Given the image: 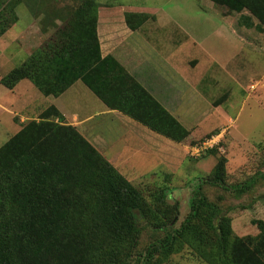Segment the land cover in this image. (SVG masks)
<instances>
[{"label":"trees","instance_id":"trees-1","mask_svg":"<svg viewBox=\"0 0 264 264\" xmlns=\"http://www.w3.org/2000/svg\"><path fill=\"white\" fill-rule=\"evenodd\" d=\"M211 1L229 11H245L264 27V0ZM20 4L0 0V37L18 22ZM97 8L95 0H77L50 12L46 22L55 25L54 33L0 83L13 89L30 79L43 94L58 96L81 79L109 107L176 141L186 140L188 128L116 58L101 56ZM126 16L132 27L133 16L138 25L150 17ZM64 120L50 106L0 146V264H129L137 255L142 221L165 235L142 252L141 264H166L186 246L208 264H264V219L252 220L256 235L239 236L221 207L222 196L215 201L204 191L208 183L244 193L264 178L263 171L231 185L228 159L220 154L194 189L190 211L176 228L180 204L169 199L167 187L135 185ZM216 134L218 130L207 138ZM206 152L217 155L218 146Z\"/></svg>","mask_w":264,"mask_h":264},{"label":"crops","instance_id":"crops-1","mask_svg":"<svg viewBox=\"0 0 264 264\" xmlns=\"http://www.w3.org/2000/svg\"><path fill=\"white\" fill-rule=\"evenodd\" d=\"M95 1L101 56L116 58L191 131L190 136L176 141L109 107L81 79L58 96L43 94L30 79L20 80L13 89L7 88L3 94L6 93L8 105L2 103L0 111L3 107L8 115L0 113L3 118L14 117V133L25 122L39 120L43 111L55 106L65 123L76 126L127 179L140 188L148 186L145 179H154L168 192L181 178L178 175L185 171L188 160H196L199 169L209 163L208 173L215 166L217 157L211 154L205 160L192 155L194 140L214 130L222 134L223 142L227 137L231 139V149L260 140L236 126L243 106L233 96L236 90H250V81L264 78V27L258 25L256 18L245 11H229L211 0H158L157 5ZM127 13H146L150 17L138 25V18L133 16L132 27ZM50 25L54 33L55 25ZM47 29L41 26L40 34L49 32ZM32 52L27 53V58ZM216 69L220 78H209ZM216 84H221L219 91L227 93L222 100L213 89ZM256 84L258 87L259 82ZM204 85L208 86L203 89ZM262 90L258 88L256 93L247 95L264 107L259 96Z\"/></svg>","mask_w":264,"mask_h":264},{"label":"rangeland","instance_id":"rangeland-1","mask_svg":"<svg viewBox=\"0 0 264 264\" xmlns=\"http://www.w3.org/2000/svg\"><path fill=\"white\" fill-rule=\"evenodd\" d=\"M77 0H21V4L18 6L17 11L19 20L14 24L4 35L0 37V78L6 75L12 68L19 66L26 58L27 53L32 52L37 45L44 44L48 37L53 33V28L50 23H47V16H51V13L56 8H62L64 6L74 5ZM114 0H103L106 4H111ZM158 0H115L118 3L133 4V5H157ZM174 5V4H173ZM222 10V7H219ZM46 17V18H44ZM46 24L47 33H41V26ZM55 30V28H54ZM47 34V35H46ZM41 39V40H40ZM219 69L216 72H210L209 78H220ZM244 81H248L246 77H243ZM260 79V80H258ZM259 82L256 89L262 88L259 92V96L264 106V78L259 76L257 80L250 81V84ZM248 85L247 83L244 84ZM208 86L204 85L203 89ZM221 84L213 85V89L216 90L215 94L220 95L221 100L224 99L227 93L219 91ZM250 89V88H249ZM248 90L247 92L236 90L233 94L234 99L238 101L239 105L243 106L241 113L239 114L235 124L239 129L249 135H254L259 141H249V144L245 146H235L232 149L229 147L231 139H228L224 150H219V154L216 156L211 154V157L218 158L220 154L225 155L228 158V183L236 185L240 182L248 180L249 177L258 174V172H264V107L257 104L253 97L248 95L254 94L257 91ZM38 90V89H37ZM8 89L0 83V105L2 103L8 105L7 99L4 98ZM209 93V90H206ZM218 91V92H217ZM223 93V94H222ZM214 94V93H213ZM248 94V95H247ZM3 108V107H2ZM1 108L2 114L8 115L7 111ZM0 111V112H1ZM14 117L3 118L0 113V146L11 137L17 128H13L12 125ZM211 133L205 135L200 139H196V143H200L207 138ZM207 152H203L200 156L201 160L207 159ZM193 155V154H192ZM197 156V155H193ZM204 157H206L204 159ZM209 159V157H208ZM196 160L187 161L184 168V172H181L178 176L180 179L175 180V184L171 187L167 194L171 201H178L180 204V215L175 223L174 227H179L182 220L190 211V198L196 188L197 184L201 181V178L208 174V170L211 168L209 163L202 169L198 168ZM206 168V171H205ZM149 187H154V179H145ZM184 187V188H182ZM145 188V187H143ZM204 191L210 196L212 200L217 201L219 196H222L220 201L223 210H227L232 217V224L235 227V233L239 236L256 235L258 228L253 224L254 218L264 219V178L261 176L257 178L250 189L244 193H238L236 191H226L223 188H217L211 184L206 183L204 185ZM141 236L138 246L137 255L134 256L129 264H141L142 252L146 250L151 242L156 238L163 237L165 233L163 231L155 230L147 222H140ZM166 264H208L203 259L197 257L189 247H184L179 252H176L169 256Z\"/></svg>","mask_w":264,"mask_h":264},{"label":"built area","instance_id":"built-area-1","mask_svg":"<svg viewBox=\"0 0 264 264\" xmlns=\"http://www.w3.org/2000/svg\"><path fill=\"white\" fill-rule=\"evenodd\" d=\"M257 87L256 83L250 84V90H254ZM222 134L212 135V137L207 138L201 143L194 144L191 148V153L193 155L200 156L203 152H206L210 148L218 146L220 150H224V145H221ZM226 147V146H225Z\"/></svg>","mask_w":264,"mask_h":264}]
</instances>
